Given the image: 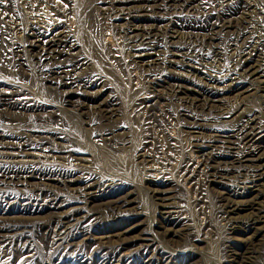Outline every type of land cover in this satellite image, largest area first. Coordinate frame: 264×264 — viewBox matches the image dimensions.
I'll return each instance as SVG.
<instances>
[{
  "label": "rangeland",
  "instance_id": "obj_1",
  "mask_svg": "<svg viewBox=\"0 0 264 264\" xmlns=\"http://www.w3.org/2000/svg\"><path fill=\"white\" fill-rule=\"evenodd\" d=\"M245 21V40L259 46L254 56L264 57V0H199L188 6L167 0H0V91L18 90L17 102L0 101V162L17 167L28 161L38 170L72 173L75 180L52 182L62 205L26 212L22 243L10 237L0 242V264H147L152 256L159 260L153 264H234L233 252L247 247L256 256L251 264H264V179L252 189H258L256 203L240 210L237 226L229 229L219 217V195L227 188L242 193L253 187L238 182L251 169L249 162L213 175L201 162L191 172L187 168L189 154L203 148L212 153L207 145L220 146L210 142L216 129L239 118L258 115L264 134V77L253 74L238 84L242 87L227 86L234 76H228V67L241 48L229 46L227 37ZM197 25L204 28L193 29ZM39 33L74 44L60 58L68 60L72 73L95 79L86 95L65 102L46 86L27 50ZM133 34L146 44L131 46ZM145 34L157 36L155 45ZM215 43L218 53L211 55ZM151 51L157 54L148 56ZM204 75L215 79L204 82ZM199 86H211L218 101L197 98L193 91ZM104 108L116 114L101 117ZM19 138L49 151L17 149ZM261 156L264 163V152ZM88 177L120 183L125 191L86 203L77 191ZM30 187L6 186L19 201ZM121 196L127 202L115 208L111 200ZM164 212L174 223L166 224ZM257 213L263 217L246 231V215ZM79 215L86 220L85 234L57 240V221ZM24 243L29 253L21 254Z\"/></svg>",
  "mask_w": 264,
  "mask_h": 264
},
{
  "label": "bare ground",
  "instance_id": "obj_2",
  "mask_svg": "<svg viewBox=\"0 0 264 264\" xmlns=\"http://www.w3.org/2000/svg\"><path fill=\"white\" fill-rule=\"evenodd\" d=\"M167 1L172 3L181 2L182 4L188 6L192 2H198L199 0ZM221 13H226V9H222ZM129 15L130 17L134 18H136V16H139H131L130 13ZM127 17L125 19H127ZM216 19L222 20V15H220V17H217ZM245 23L246 21L244 23L236 25L233 30L229 31V35L227 37V43L229 46H234L235 48L236 46H241L239 50H236V56H238L236 63H232V65L228 67V76L234 75L228 78L230 80V83L227 86L231 88H238L239 86H241L243 80H245L250 75L260 73L261 76L264 77V57L254 56L253 52H256V50L258 51L259 46H251L250 40H245L247 38L246 34L248 33V26ZM178 26L184 28L186 25L178 24ZM201 28L204 27H200L198 25L197 27H193V29ZM42 35L43 34L41 33L34 35L33 38L35 40L33 39V42L30 41L27 44V50L30 52L31 58L34 60L33 62L37 66L36 68H38L40 73H42L41 75H43L44 79L47 81L48 84L46 86L59 92L63 101L65 102H70L71 100H73L75 96L72 97V95L74 94L86 95V89L96 84L95 79H93L92 77L90 78L77 76V74L71 72L73 71V69L71 64L67 62L68 60L60 58L63 55L69 54L70 50H72V48L74 47V44H70L68 41L66 42L61 38L48 37V35L50 34H44L43 36ZM137 36L138 34L128 36L129 38H134L130 41V44L133 43L131 46H136V44H138L139 46H144L146 42H142L144 41L142 36H138L139 38ZM144 37L146 39H150V42H154L155 45L157 41V36L155 34H148ZM141 38L143 40H140ZM107 39L108 38H106L105 41H107ZM67 44H69V47H71L68 51L65 48ZM259 44L263 46L262 42H259ZM149 47L146 46L143 48ZM212 48L214 49L209 50V53H211V55L217 54V43L213 44ZM155 54H157L155 51H151L150 53H148V56H153ZM166 61L171 62V60ZM254 61L256 62V64L252 65ZM17 62V66L23 64V60L20 58H18ZM182 65L194 68L195 70L199 69L192 66L190 63L188 64V62H184ZM256 66L257 68L255 69ZM167 77L170 78V75L168 74ZM202 79L205 82L209 80L211 81L212 79L214 80L215 78H210V76L204 75ZM239 83L241 84L238 85ZM262 91L264 92V87H262ZM193 92L196 93L197 98L202 99L203 101H218L215 92L211 89V86H199V89H196V91ZM17 96L18 90L16 87H12V89L9 91H0V101L5 102L6 105L13 104L16 101L15 99L17 98ZM260 97V100L263 103L262 108L264 109V94H261ZM115 110L116 109L114 108H104L102 112L105 113L102 114L101 117H106L107 114L114 115L116 114L113 113ZM182 114L185 116H190L186 115V113L184 112H182ZM262 129L263 128L260 125L259 116L255 114H250V116L248 117H242L241 119H237L236 122L232 123L231 126L226 129H216L215 132H217V135H214V139H211L210 142L220 143V146H217V144L207 145L209 146V148H211V151H213L212 153H204L203 151L205 149L203 148L200 150L197 149V154L199 155L191 157V155L189 154L188 161L190 162L187 165V168H189L188 172L192 171L190 169L191 166L193 168L198 167L199 165H193L194 163L198 162L204 163L205 168H207L212 175L213 171L218 172L220 170L234 169L243 164L246 165V163L249 162L248 164L251 169L246 170L245 174L241 175V177L238 179V182L243 184L249 183L250 186L253 187L249 191L242 193H239L237 189L235 190L234 188H227L226 192H221V195H219L220 201H223L219 217L222 220L226 221L229 229H234L237 226L236 222L238 220L235 215H238L240 210L252 208L253 205L256 203L255 200L258 197V193L255 191H258V189H252L255 186H259L260 181L264 179V163H260L262 157L261 155L264 152V134H261ZM56 137L61 138L58 136ZM24 147H28V149L30 150L37 148L45 152V154L49 151L48 149H46V146L43 147L42 144L33 146L31 139L23 140L22 138H19L16 141L15 148L23 149ZM217 147L221 148H219V151L217 150L218 153L213 150ZM260 151H262V153L258 154V152ZM255 154L257 155L256 158L253 157ZM199 157H201V160L197 161ZM24 162L25 163H22L17 167L5 165L3 164L4 161L0 162V242H5L6 239L10 237L9 242L18 241L22 243L21 239L25 236V233L28 230L26 229V226L24 224L26 222L24 217L27 214L26 212L32 213L42 212L45 209H58L62 205L61 203L63 202L61 198L62 195L52 190V188L49 186L53 185L52 182L56 184L58 182L73 183V181H75L74 179H72V173L62 172L59 170L56 171L55 169L50 168L45 170H38L34 168L33 165L29 164L28 161ZM83 183H85L83 186V191H77V193L79 194V196H83L82 198L84 199V201L89 204L95 202L96 200L103 201L107 197L116 195L118 194V192L124 193L125 191L123 187L120 186V183L114 185L100 183L97 181V179H94L92 177L85 178V182ZM239 183L235 182L237 187H239ZM12 184L18 186L32 185V187L29 188V194L25 196L21 201H19V197L6 188V186ZM115 185H118V187L115 188ZM14 191L18 190L15 189ZM153 193L157 194L160 193V191L159 189L154 190ZM111 202L115 203L116 207H114L117 208L123 207L127 200L125 196H121L116 199H112ZM164 213H166L167 215L163 216L162 219H164L166 224L170 225L174 223L173 218H171V216L173 215L170 212ZM262 217L263 216H260L258 213L246 215V220L243 222V228L246 231L253 229L255 227L254 224L256 222H259ZM67 218L59 219L57 221L58 228L55 232L57 240H66L67 238H72L74 236H77L78 234H85L87 224L85 222L86 220L82 218L81 215L75 216V218ZM244 244V246L248 245L246 241L244 242ZM28 246L29 245H27L26 243L22 244V247L20 249L21 254L23 251L27 252ZM147 250L149 249H144V253H149ZM27 253H29V251ZM251 253L252 251L248 247L244 248L243 251H240L238 253L233 252V254L237 255L234 258L236 260V263L234 264L253 263V259H255L256 256L250 255ZM30 256L31 255H29L28 257ZM158 261V259L152 256L148 258L147 264H153L154 262Z\"/></svg>",
  "mask_w": 264,
  "mask_h": 264
}]
</instances>
